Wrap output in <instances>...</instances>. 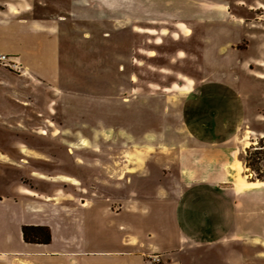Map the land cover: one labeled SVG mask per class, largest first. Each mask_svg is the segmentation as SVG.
<instances>
[{"label": "rangeland", "instance_id": "374dc122", "mask_svg": "<svg viewBox=\"0 0 264 264\" xmlns=\"http://www.w3.org/2000/svg\"><path fill=\"white\" fill-rule=\"evenodd\" d=\"M0 3L22 5L26 20L44 25L52 38L46 69L23 62L19 72L0 66V174L9 179L0 177L2 198L12 186L25 187L41 197L63 193L68 206L78 199L82 208L89 164L96 165L99 181L110 176L114 182L150 166L156 172L171 166L175 176L192 167L180 106L200 83L205 54L215 66L212 42L232 41V49L241 50L242 97L255 116L254 132L264 134V0ZM222 19L229 20L224 29ZM221 30L225 36L216 34ZM226 102L222 108L233 107ZM246 137L256 144L249 153L254 168H247L246 151L243 173L263 185L264 135Z\"/></svg>", "mask_w": 264, "mask_h": 264}, {"label": "crops", "instance_id": "0c3cea01", "mask_svg": "<svg viewBox=\"0 0 264 264\" xmlns=\"http://www.w3.org/2000/svg\"><path fill=\"white\" fill-rule=\"evenodd\" d=\"M0 6V55L46 69L52 38L45 26L26 20L22 5ZM224 20L223 29L229 23ZM221 31L216 34L225 36ZM210 44L218 51L215 66L209 67L205 54L200 83L180 106L192 167L175 176L171 166L158 172L150 166L114 182L110 176L99 181L96 165L89 164L91 186L82 208L78 199L68 206L63 193L41 197L12 186L9 196L0 197V264H151L153 255L163 264L264 262V209L256 207L264 184H251L243 173L246 151L256 144L247 134H264L254 132L255 116L242 97L241 50H233L232 41ZM227 100L233 107L222 108ZM3 172L0 177L9 181ZM110 182L115 186L105 187ZM25 227L47 228L51 244H26Z\"/></svg>", "mask_w": 264, "mask_h": 264}, {"label": "trees", "instance_id": "16d2710c", "mask_svg": "<svg viewBox=\"0 0 264 264\" xmlns=\"http://www.w3.org/2000/svg\"><path fill=\"white\" fill-rule=\"evenodd\" d=\"M252 149L247 150L246 163L249 169L254 168V164L251 162V156H249ZM22 235L23 241L29 245L48 246L52 241L50 231L44 227H25L23 228Z\"/></svg>", "mask_w": 264, "mask_h": 264}, {"label": "built area", "instance_id": "2783aa9c", "mask_svg": "<svg viewBox=\"0 0 264 264\" xmlns=\"http://www.w3.org/2000/svg\"><path fill=\"white\" fill-rule=\"evenodd\" d=\"M0 66L8 67L16 72L21 71L22 66L16 62L15 58L0 55ZM151 264H163V259L159 255H153L149 259Z\"/></svg>", "mask_w": 264, "mask_h": 264}]
</instances>
